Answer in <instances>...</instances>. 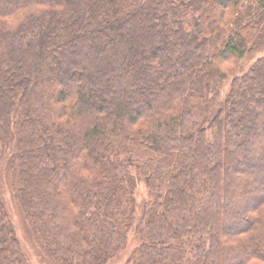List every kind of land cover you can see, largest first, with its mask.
Segmentation results:
<instances>
[{"label": "trees", "instance_id": "obj_1", "mask_svg": "<svg viewBox=\"0 0 264 264\" xmlns=\"http://www.w3.org/2000/svg\"><path fill=\"white\" fill-rule=\"evenodd\" d=\"M4 158L52 264H264V0H0Z\"/></svg>", "mask_w": 264, "mask_h": 264}, {"label": "rangeland", "instance_id": "obj_2", "mask_svg": "<svg viewBox=\"0 0 264 264\" xmlns=\"http://www.w3.org/2000/svg\"><path fill=\"white\" fill-rule=\"evenodd\" d=\"M251 63L252 57L250 58V56H246L241 60L231 59L225 61L221 63V67L230 73L229 78H231V75L235 72L239 74L245 71ZM229 82L230 81L226 83L224 92L228 90ZM0 191L6 203L10 218L13 221L17 236L20 240L22 252L28 258L29 264H52L39 249L29 224L23 217L18 201L13 195L12 171L9 166L8 158H4L0 162ZM136 197L139 203L146 201L151 197V195H149L148 188L143 181H141L136 188ZM137 241L138 239H136L135 234L131 233L128 246L120 251V253L109 264H126V260L133 247L136 246Z\"/></svg>", "mask_w": 264, "mask_h": 264}]
</instances>
